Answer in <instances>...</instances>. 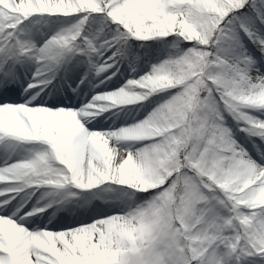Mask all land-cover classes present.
I'll return each mask as SVG.
<instances>
[{
  "label": "snow or ice",
  "instance_id": "1",
  "mask_svg": "<svg viewBox=\"0 0 264 264\" xmlns=\"http://www.w3.org/2000/svg\"><path fill=\"white\" fill-rule=\"evenodd\" d=\"M51 17L73 19L45 39ZM133 39L171 50L63 106L69 65L73 92L93 74L118 83ZM249 42L264 55V0H0V264H264V68ZM161 93L142 120L87 127ZM105 184L119 203L33 219Z\"/></svg>",
  "mask_w": 264,
  "mask_h": 264
},
{
  "label": "rangeland",
  "instance_id": "2",
  "mask_svg": "<svg viewBox=\"0 0 264 264\" xmlns=\"http://www.w3.org/2000/svg\"><path fill=\"white\" fill-rule=\"evenodd\" d=\"M52 23L51 27L48 26V24H40L36 25L37 28L42 29L47 33V35L44 37L45 39L47 36H50L53 32L59 29V27L62 24L70 23L72 21V17H51L49 18ZM169 39V38H168ZM131 51L129 58L125 61H123V66L120 67L119 73L117 74V77H113V81H115L117 78L119 79L118 83H113L111 81H105L104 83H100L101 80H104V75H96L93 74L89 77L87 81H85L83 84L79 85V89L77 92H73L72 88H76V86L79 84L80 77L83 75L82 70L73 71L72 65H69V72L67 73V79L63 82H61V96L64 99V105L65 107H75L79 108L82 104L88 103L94 95L97 93H103L109 90H112L113 88H119L130 76L133 75H141L144 72H147L150 70L152 64L158 63L165 59L168 56V51L158 57V59L149 58V59H141L137 52L135 51L133 45H131ZM252 49L249 47L252 54L258 59L260 65L262 68H264V55H262L254 45H251ZM168 49V47H166ZM139 57V62L137 64V71L136 73H132L131 69L129 67L130 62H135L136 58ZM64 73H61V76H63ZM57 81H60V77H57ZM71 84V87L68 85ZM100 86H96L99 85ZM165 93H161L159 95H153L150 99H148L145 102H137L135 104H132V111L133 113L127 114L130 109L127 108L124 110V108H120V106H115L109 108L107 111H104L101 115H98L95 117V119H92L90 123L87 124V127L90 129H110V128H119L123 124H132L134 121L142 120L144 119L161 101V97L164 96ZM139 103H141L139 105ZM122 113V114H121ZM229 123L234 124V122L229 117ZM244 133L238 132L237 138L240 140L241 143H245L244 140ZM138 146V145H137ZM246 147H249L251 151L250 145L246 144ZM32 145H24L22 146L21 154H27L23 152V148H30ZM254 154V153H253ZM18 158L16 156L13 157ZM0 163L3 162V153L0 152ZM43 191V189H41ZM23 195V193H21ZM40 195V192L36 193V196L32 197V199L29 201L31 204L36 203V197ZM110 195V197L108 196ZM85 198H89L91 200V203L89 205H85ZM19 200L20 197H17ZM52 197H46L44 200L40 201L39 206H45L48 201H50ZM122 198H113L111 197L110 191L106 188L105 185L101 186V188H98L97 190H93V192H84L80 196L73 197L68 202H66L63 205H54L51 208H47L46 213L40 214L39 217H34L33 219H43L45 216L51 215L52 213H55V219L53 220V223H55L57 220H63V219H70L73 215L72 210L75 214L83 213L86 211H90L93 207H95L99 203L107 202L104 207H108L110 204H116L119 203ZM59 209L58 211L56 209ZM65 213V215H63ZM44 222L46 223L47 220L45 219ZM31 227V225H29Z\"/></svg>",
  "mask_w": 264,
  "mask_h": 264
},
{
  "label": "trees",
  "instance_id": "3",
  "mask_svg": "<svg viewBox=\"0 0 264 264\" xmlns=\"http://www.w3.org/2000/svg\"><path fill=\"white\" fill-rule=\"evenodd\" d=\"M172 37L169 38L171 40ZM131 44L134 45L137 53L141 56L146 58L147 56L150 55H158V53L163 54L164 51L166 50V47L161 46V41H148V42H142L138 40H131ZM143 45V47H141ZM249 47H251V43L249 42ZM171 50V49H170ZM157 52V53H155ZM110 188V191L114 195H122L121 191L117 188L115 185H108Z\"/></svg>",
  "mask_w": 264,
  "mask_h": 264
},
{
  "label": "bare ground",
  "instance_id": "4",
  "mask_svg": "<svg viewBox=\"0 0 264 264\" xmlns=\"http://www.w3.org/2000/svg\"><path fill=\"white\" fill-rule=\"evenodd\" d=\"M170 51V50H169ZM141 103H139V105H140ZM1 162V161H0ZM107 202H103V203H99V205H102V206H104L105 204H106ZM98 205V204H97ZM73 214H75L74 212H73V210H72V214L71 215H73ZM63 215H65V213L63 214Z\"/></svg>",
  "mask_w": 264,
  "mask_h": 264
}]
</instances>
